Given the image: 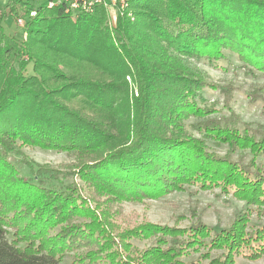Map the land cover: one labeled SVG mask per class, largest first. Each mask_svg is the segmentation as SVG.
Instances as JSON below:
<instances>
[{
    "label": "trees",
    "instance_id": "1",
    "mask_svg": "<svg viewBox=\"0 0 264 264\" xmlns=\"http://www.w3.org/2000/svg\"><path fill=\"white\" fill-rule=\"evenodd\" d=\"M46 3L0 2V264H64L66 253L75 251L78 264H184L181 257L199 248L207 249L204 258L222 250L208 264L262 258L264 226L247 224L254 211L264 214V173L256 161L264 157V126L240 129L233 112L210 117L217 110L194 97L214 86L198 72H184L182 61L213 62L229 49L245 65L264 70V0H129L117 14V43L102 25V4L73 16ZM6 17L16 25L23 19L27 39L17 47L10 42L17 43L16 35L1 24ZM76 61L98 76L74 71ZM48 70L59 76L45 79ZM127 75L142 81L132 103L127 89H119ZM152 86L153 93L142 91ZM188 116L200 119L192 127L201 138L187 133L182 121ZM16 139L65 151L77 164L34 170L25 162L36 180L18 177L7 160L18 152ZM207 140L232 152L248 149L251 158L220 156ZM60 174L71 182L45 184V175L58 180ZM186 185L218 188L245 208L215 232L201 221L187 227L118 222L114 202L156 199ZM136 239L150 244L140 250Z\"/></svg>",
    "mask_w": 264,
    "mask_h": 264
},
{
    "label": "rangeland",
    "instance_id": "2",
    "mask_svg": "<svg viewBox=\"0 0 264 264\" xmlns=\"http://www.w3.org/2000/svg\"><path fill=\"white\" fill-rule=\"evenodd\" d=\"M6 1L0 0L2 4ZM34 2L38 3V1ZM1 24L7 35H16L15 38L17 40L15 41L17 43L10 41L13 46L17 47L18 44L26 41V33L21 35V30H23L21 29L22 25H16L10 17L4 18ZM102 25L109 31L113 41L117 43L118 38L116 37V31L114 29L118 25V21L117 14H114V10L112 13L107 11ZM153 46L154 44L148 43L147 47L152 48ZM14 50H17V53L22 58H26L23 55L22 48ZM160 50H164V45L160 47ZM222 53L224 57L213 62L206 58L197 59L189 56H186L184 59L185 62H183L181 57H177V60H180L179 62L182 61L185 66L184 72L194 74L195 76H197L196 72H198L197 77H202L206 82L214 86L200 90L194 97L195 101L200 106H213L217 110L216 114H211L210 117L229 118L231 112H233L238 117L237 126L240 129L245 125L253 128L259 125L264 126V70H258L255 67L245 65V63L239 60L236 51L222 49ZM166 56L168 57V55ZM60 58L63 60L66 59L65 57ZM72 63L71 66L74 68V71L77 70L79 74L85 73L92 75L90 77H94V75L97 77L99 74L91 65L79 64L77 61ZM54 73L51 70L45 71L44 78L51 80V78L53 79L59 76L58 74L54 75ZM134 76L138 78L145 77L137 74H134ZM140 82L142 81L136 80L132 75H127L125 76V83H119L120 90L124 89L125 91L127 89L130 103H132L133 98L140 94ZM47 84L54 87L50 83ZM149 84L151 83H148L145 87L150 86ZM155 89L152 86L148 90L143 88L142 91L145 93H153ZM161 93H163V90ZM121 94L119 93L118 96L123 98V94ZM120 103L118 101V104ZM227 103L230 110L226 108ZM86 114L92 115V111L86 112ZM196 121H200V119L194 116H188L183 119L182 123L191 137L201 138L197 130L192 127ZM14 144L18 148V152L8 153L7 160L17 169V176L23 177L24 179L36 180L35 175L30 171L25 162L33 163L34 170L37 169V166L44 165L62 171L68 168L73 169L77 164V158L69 155L65 151L31 146L23 143L19 139H16ZM206 144L211 151H214L220 156L231 153L230 156L233 159L241 158L244 162H248L251 158L248 149H240L232 152L225 143L216 144L211 140H207ZM256 161L260 163L264 173V157H258ZM62 176L60 174L57 180L47 179L48 175H45L44 179L46 181L42 179L47 186L56 187H60V184L71 182L72 177L70 175L68 177ZM74 180L79 182L78 179ZM114 205H116L119 212L118 222L121 226L131 225V223L140 225L142 222H145L147 224L187 227L193 222L201 221L211 227L214 232L219 229L228 228L232 224L235 214L245 208L243 201L233 198L230 194L226 195L221 193L218 188L202 190L192 185H186L183 190H176L156 199L131 200L126 198L125 200L114 202ZM247 226L248 229L264 226V214L257 215L254 211ZM132 242L140 250L148 247L150 244L148 239H136L132 240ZM206 251L207 249L199 248L181 258L184 264H208L210 259L219 256L222 252V250L213 249L209 251V257L204 258L201 255L205 254ZM78 252H67L63 258V263L78 264L73 261L75 258L74 254ZM233 264H264V256L253 261L241 256H235Z\"/></svg>",
    "mask_w": 264,
    "mask_h": 264
},
{
    "label": "built area",
    "instance_id": "3",
    "mask_svg": "<svg viewBox=\"0 0 264 264\" xmlns=\"http://www.w3.org/2000/svg\"><path fill=\"white\" fill-rule=\"evenodd\" d=\"M33 1H46L48 8L55 6H63L65 12H70L73 16L82 11H92L94 5L102 4L110 13L114 10V14L122 12L128 7L129 0H33ZM117 11V12H116ZM30 15H35V11H31ZM115 18V16H113ZM18 25H23V19L17 20Z\"/></svg>",
    "mask_w": 264,
    "mask_h": 264
}]
</instances>
